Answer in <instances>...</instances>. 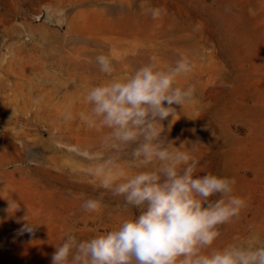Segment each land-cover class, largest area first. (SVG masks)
I'll return each instance as SVG.
<instances>
[{
	"label": "rangeland",
	"instance_id": "obj_1",
	"mask_svg": "<svg viewBox=\"0 0 264 264\" xmlns=\"http://www.w3.org/2000/svg\"><path fill=\"white\" fill-rule=\"evenodd\" d=\"M101 54L114 57L112 78L153 56L161 68L193 60L177 86L195 84L196 98L170 131L164 121L165 135L192 151L196 175L234 177L247 201L212 247L250 232L264 244V0H0V264H51L68 233L87 238L139 214L89 174L90 156L127 167L137 146L109 148L79 119L88 89L111 79ZM101 192V210L84 211ZM26 215L34 234L20 231Z\"/></svg>",
	"mask_w": 264,
	"mask_h": 264
},
{
	"label": "clouds",
	"instance_id": "obj_2",
	"mask_svg": "<svg viewBox=\"0 0 264 264\" xmlns=\"http://www.w3.org/2000/svg\"><path fill=\"white\" fill-rule=\"evenodd\" d=\"M158 19L160 8L149 10ZM63 17V13L59 14ZM107 82L88 89L87 111L80 121L102 134L109 148L135 143L133 160L127 167L111 157L90 156L89 174L99 179V187L125 211L136 209L113 230L79 238L68 233L51 257V264H264V244L259 234L250 232L238 243L212 247L221 235V226L238 219L246 208L245 198L234 194V177L213 173L196 175L199 161L185 143L176 146L165 135L186 103L196 98L197 88L177 86V79L193 73L195 63L181 56L174 65L161 68L155 56L124 78H112L114 57L96 56ZM63 118L71 120L72 113ZM170 118V119H169ZM87 155V153H81ZM155 165V167H153ZM138 169L129 175L128 169ZM104 192L84 200L88 213L99 212ZM20 204L8 201L9 213ZM20 230L34 234L38 225L29 222Z\"/></svg>",
	"mask_w": 264,
	"mask_h": 264
}]
</instances>
